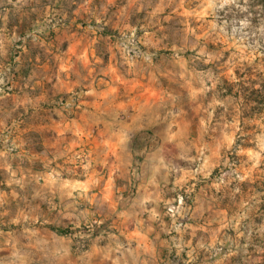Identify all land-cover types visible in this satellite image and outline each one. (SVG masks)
Here are the masks:
<instances>
[{"label":"crops","instance_id":"0c3cea01","mask_svg":"<svg viewBox=\"0 0 264 264\" xmlns=\"http://www.w3.org/2000/svg\"><path fill=\"white\" fill-rule=\"evenodd\" d=\"M114 1L0 0V132L30 162L69 171L74 201L103 213L71 264L260 262L255 244L231 239L232 213L206 178L218 132L184 128L167 66L122 60L110 34L136 25ZM183 187L190 210L173 228L164 206Z\"/></svg>","mask_w":264,"mask_h":264},{"label":"rangeland","instance_id":"374dc122","mask_svg":"<svg viewBox=\"0 0 264 264\" xmlns=\"http://www.w3.org/2000/svg\"><path fill=\"white\" fill-rule=\"evenodd\" d=\"M115 1L130 3L127 19L136 25L110 34L122 60L147 56L167 66L170 109L184 115V128L218 132L222 143L206 178L232 213L231 239L255 244L256 264L264 263V0ZM22 46L13 44V53ZM5 134L0 132V264H71L72 246L88 244L102 211L86 199L74 201L62 181L69 171L30 162ZM203 155L190 167L196 176ZM180 190L190 192L191 204V191Z\"/></svg>","mask_w":264,"mask_h":264},{"label":"built area","instance_id":"2783aa9c","mask_svg":"<svg viewBox=\"0 0 264 264\" xmlns=\"http://www.w3.org/2000/svg\"><path fill=\"white\" fill-rule=\"evenodd\" d=\"M190 205V192H187L186 190H179L176 192L173 199L165 204L164 212L170 220L173 228H180L184 225L187 214L190 210ZM93 223L97 224V221L94 220ZM173 264L178 263L173 262Z\"/></svg>","mask_w":264,"mask_h":264},{"label":"trees","instance_id":"16d2710c","mask_svg":"<svg viewBox=\"0 0 264 264\" xmlns=\"http://www.w3.org/2000/svg\"><path fill=\"white\" fill-rule=\"evenodd\" d=\"M262 264H264V263H262Z\"/></svg>","mask_w":264,"mask_h":264}]
</instances>
